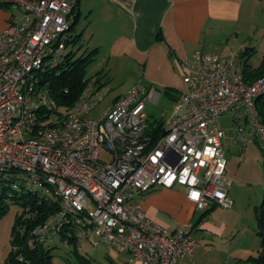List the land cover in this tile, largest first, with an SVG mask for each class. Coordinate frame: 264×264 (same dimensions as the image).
I'll use <instances>...</instances> for the list:
<instances>
[{
  "label": "built area",
  "instance_id": "2783aa9c",
  "mask_svg": "<svg viewBox=\"0 0 264 264\" xmlns=\"http://www.w3.org/2000/svg\"><path fill=\"white\" fill-rule=\"evenodd\" d=\"M77 2L0 0L20 13L8 14L0 30V183L59 204L29 230L28 248L66 233L77 248L104 244L127 252L130 262L183 264L198 246L193 223L169 229L143 212L139 198L155 187L181 186L198 210L232 207L218 118L244 107L264 150L254 107L264 74L247 82L233 56L196 50L184 63L185 87L171 114L155 128L145 101L156 91L139 84L93 117L107 93L96 75L69 108L55 113L45 74L65 56ZM232 129L243 131L238 120Z\"/></svg>",
  "mask_w": 264,
  "mask_h": 264
},
{
  "label": "crops",
  "instance_id": "0c3cea01",
  "mask_svg": "<svg viewBox=\"0 0 264 264\" xmlns=\"http://www.w3.org/2000/svg\"><path fill=\"white\" fill-rule=\"evenodd\" d=\"M256 3L258 0H78L69 19L73 27L80 15L88 18L78 36H84L93 45L91 60L97 56L101 63V84L109 86L110 75L120 70L136 69L138 74L129 87H152L156 95L148 100L157 101L162 95L171 100L172 109L165 121L185 87L184 63L196 50L218 54L216 48L224 38L227 43L233 39L237 48L245 47L243 54L253 49L254 42L247 38L249 31L244 32L242 39L241 34ZM13 10L0 7V30L6 26L8 14H17L18 10ZM125 90L112 96L110 103ZM139 202L148 217L169 229L197 222L193 229L203 232L204 243L198 241L195 252L185 257L183 264L214 262L215 257L208 254L213 246L211 236H221V232L207 219L196 217L198 209L187 199L183 187H155L142 194ZM108 253L112 264H138L129 261L127 252L110 248Z\"/></svg>",
  "mask_w": 264,
  "mask_h": 264
},
{
  "label": "rangeland",
  "instance_id": "374dc122",
  "mask_svg": "<svg viewBox=\"0 0 264 264\" xmlns=\"http://www.w3.org/2000/svg\"><path fill=\"white\" fill-rule=\"evenodd\" d=\"M15 12L19 14L18 11ZM87 19L82 14L79 20L75 21L70 30L73 37L75 33L78 35L79 30L84 28ZM245 27L241 39L244 32L248 30L249 36L247 38L249 41L251 39L254 42L253 49H249L247 54L242 53L245 47L242 49L237 48L238 46L233 39H231V43H227L224 38L222 44L216 48L219 55L233 56L240 69L245 65L242 56L246 57L245 61L248 62L246 64L251 66H258L264 57L263 1L258 0L254 13L249 15ZM251 31L254 32L253 35H250ZM92 47L93 45L88 43L84 36H81L76 41L67 44L66 50L75 52V58L88 54ZM98 61V57L95 56L94 58L93 56V60L87 63L84 78L96 75L101 67V63H98ZM137 74L136 69L129 67L125 71L120 70L116 74L110 75L109 86H106L107 93L92 110L91 115L93 117L100 115L109 105L112 96L125 89L124 92L129 90L132 87L129 86ZM145 106L148 125L150 128H155L156 123L162 122L170 113L172 102L168 97L162 95L157 101L147 99ZM233 120L239 121L243 127L242 132L233 131ZM218 122L221 128L224 129L222 144L227 161L225 176L230 180L228 192L233 200V205L229 208L216 205L203 216L209 223L216 225L221 232V236H211L213 237L211 241L213 246L208 254L215 257L212 264H246L247 257L256 254L260 248L255 206L260 204L264 194V151L260 146L261 139L244 107L230 109L219 116ZM0 205L6 206L4 212L0 215V260H3L9 254L11 228L15 222L16 213L22 206L20 200L7 197L2 200ZM201 213L202 211L198 210L196 217L200 218ZM202 233L198 228L192 230V236L200 243H204L205 235H202ZM48 245L52 246L50 250L52 264H112L108 255L110 248L104 244L93 246L86 243L78 248V253H75L71 244H66L58 238H53Z\"/></svg>",
  "mask_w": 264,
  "mask_h": 264
},
{
  "label": "trees",
  "instance_id": "16d2710c",
  "mask_svg": "<svg viewBox=\"0 0 264 264\" xmlns=\"http://www.w3.org/2000/svg\"><path fill=\"white\" fill-rule=\"evenodd\" d=\"M261 1L264 2V0ZM0 7L4 9L9 8L6 4H0ZM71 28L72 25H70V30ZM78 38V35L74 34L73 37L72 34H70V39L67 41V44L76 41ZM74 54L75 52L72 50L66 51L60 64L54 67L51 72L45 74L48 95L55 103L50 110L55 113L61 112L60 110L62 108H69L77 100L86 85V81L89 79L84 77L85 66L91 61V52L75 58ZM243 63H245V65L241 68V73L247 82H252L264 74V57L258 66L251 67L250 64H246L247 62L245 60ZM98 74L97 72L96 76H98ZM99 79H101L100 76ZM254 107L261 123L264 125V93L256 97ZM5 197L20 200L22 207L16 213L15 222L11 228L9 254L5 258L3 264H52L50 254L52 246L48 245L50 241L46 244L37 243L33 248H28L25 239L33 226L43 222L50 213L55 212L59 208L57 200L50 196L28 191L26 187L14 188L10 182H2L0 183V203ZM214 206L216 205L213 204L202 210L201 218ZM5 207V205H0V215L4 212ZM25 214L29 215L23 217ZM255 215L259 226L258 234L260 235V248L256 254L247 257L246 264H264V194L260 204L255 206ZM201 218L199 220H201ZM196 224L197 222H193V227H195ZM20 228H22L23 231H20ZM63 235L64 236L61 235L58 237V239L66 242V244H71L75 253H78L73 235H67L66 233ZM13 246L16 247L15 250H13Z\"/></svg>",
  "mask_w": 264,
  "mask_h": 264
}]
</instances>
